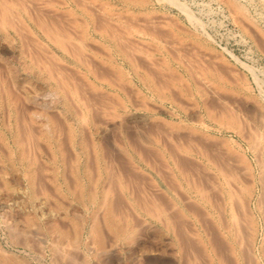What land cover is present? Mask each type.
Wrapping results in <instances>:
<instances>
[{
    "label": "rangeland",
    "instance_id": "1",
    "mask_svg": "<svg viewBox=\"0 0 264 264\" xmlns=\"http://www.w3.org/2000/svg\"><path fill=\"white\" fill-rule=\"evenodd\" d=\"M224 1L0 0V264H68L57 230L75 264H264V0Z\"/></svg>",
    "mask_w": 264,
    "mask_h": 264
},
{
    "label": "bare ground",
    "instance_id": "2",
    "mask_svg": "<svg viewBox=\"0 0 264 264\" xmlns=\"http://www.w3.org/2000/svg\"><path fill=\"white\" fill-rule=\"evenodd\" d=\"M5 1V0H4ZM176 1V0H175ZM225 1H228V3H226V4H228L231 8H233L235 11H237V12H239L240 10H239V4L237 5L236 3H234L233 1H231V0H225ZM225 1H224V3H225ZM248 1V0H247ZM3 2V1H2ZM1 2V3H2ZM48 2V1H47ZM57 2V1H56ZM239 2V1H238ZM250 2V1H249ZM30 3H32V2H30ZM41 3V2H40ZM176 3V2H175ZM248 3V2H247ZM255 3V2H254ZM262 3V2H261ZM19 4H20V2H19ZM176 4H174V6H175ZM178 5V4H177ZM1 6H3V4H1ZM86 6V5H85ZM242 6V5H241ZM228 7V6H227ZM229 7V8H230ZM243 7V6H242ZM264 7V6H263ZM5 8V7H4ZM28 8V7H27ZM26 8V9H27ZM228 8V9H229ZM37 9V8H36ZM1 10V9H0ZM28 10V9H27ZM90 10V9H89ZM224 10V9H223ZM46 11V10H45ZM48 11V10H47ZM229 11V10H228ZM232 12V11H231ZM258 12V11H257ZM15 13V12H14ZM48 13V12H47ZM54 13V12H53ZM96 13V12H95ZM245 13V12H244ZM5 14V13H4ZM59 14H61L60 12H59ZM65 14V13H64ZM92 14V13H91ZM53 15V14H52ZM253 15V14H252ZM2 16H3V14H2ZM54 16V15H53ZM56 16V15H55ZM55 16H54V18H55ZM233 16V15H232ZM249 16V15H248ZM261 16V15H260ZM264 16V15H263ZM5 17V16H4ZM52 17V16H51ZM35 18H36V16H35ZM45 18H46V16H45ZM238 18V17H237ZM9 19V18H8ZM161 19V18H160ZM19 20V19H18ZM35 20V19H34ZM51 20V19H50ZM54 20V19H53ZM61 20V19H60ZM59 20V21H60ZM65 20V19H64ZM188 20H189V18H188ZM240 20V19H239ZM256 20V19H255ZM62 21V20H61ZM241 21V20H240ZM10 22V21H9ZM53 22V21H52ZM51 22V23H52ZM74 22V21H73ZM108 22V21H107ZM243 22V21H242ZM11 23H12V21H11ZM143 23V22H142ZM159 23H161V22H159ZM247 23V22H246ZM46 24V23H45ZM55 24V23H54ZM52 24L53 25V27L56 25V27L58 26V24ZM67 24V23H66ZM113 24V23H112ZM260 24V23H259ZM18 25V24H17ZM41 25V24H40ZM63 25V24H62ZM72 25V24H71ZM135 25V24H134ZM243 25V24H242ZM241 25V26H242ZM245 25H247V24H244V26ZM104 26V25H103ZM98 27V26H97ZM106 27V26H105ZM107 27H109L108 25H107ZM111 27H113L112 25H111ZM255 27V26H254ZM50 28H51V26H50ZM103 28V27H102ZM110 28V27H109ZM39 29V28H38ZM45 29V28H44ZM54 32H55V30L53 29V28H51ZM56 29H58V28H56ZM65 29V28H64ZM104 29V28H103ZM126 29V28H125ZM256 29V28H255ZM254 29V30H255ZM264 29V28H263ZM46 30H48V29H46ZM109 30V29H108ZM120 30V29H119ZM159 30V29H158ZM163 31V30H162ZM260 31V30H259ZM44 32V31H43ZM47 32V31H46ZM50 32V31H49ZM75 33H77V32H75ZM118 33V32H117ZM142 33V32H141ZM21 34V33H20ZM46 34V33H45ZM50 34V33H49ZM57 34V33H56ZM58 34H59V32H58ZM67 34V33H66ZM72 34H74V33H72ZM110 34V33H109ZM113 34V33H112ZM137 34V33H136ZM151 34H155V33H151ZM111 35V34H110ZM48 36V40L49 41H51V43H53L54 44V46L57 48V49H61V50H63V48H62V45L63 44H61L62 42L60 41V40H58L57 38H56V36H51V35H47ZM76 36V35H75ZM167 36V35H166ZM171 36V35H170ZM61 37V36H60ZM111 37V36H110ZM124 37V36H123ZM121 38V37H120ZM35 39V38H34ZM102 39V38H101ZM114 39H116L115 37H114ZM125 39V38H124ZM195 40V39H194ZM164 41V40H163ZM140 42V41H139ZM170 43V42H169ZM137 44V43H136ZM143 44V43H142ZM43 45V44H42ZM159 45V44H158ZM169 45V44H168ZM126 46H129V45H126ZM138 46V45H137ZM2 48V47H1ZM71 48V47H70ZM77 48H78V46H77ZM129 48V47H128ZM150 48V47H149ZM167 48V47H166ZM25 49V48H24ZM129 49H131V48H129ZM31 50V49H30ZM175 50V49H174ZM67 51V50H66ZM71 51V50H70ZM134 51V50H133ZM192 51V50H191ZM190 51V52H191ZM23 52V51H22ZM198 52V51H197ZM72 53V52H71ZM163 53V52H162ZM114 56V55H113ZM122 56V55H121ZM39 57V56H38ZM7 58V57H6ZM81 58V57H80ZM9 60H10V58H9ZM92 60V59H91ZM119 60V59H118ZM65 61H66V59H65ZM11 63V62H10ZM8 64V63H7ZM211 64V63H210ZM49 65V64H48ZM92 65V64H91ZM127 65V64H126ZM208 65V64H207ZM45 66V65H44ZM43 66V67H44ZM54 66V65H53ZM210 66V65H209ZM4 68V67H3ZM197 68V67H196ZM50 69V68H49ZM59 70V69H58ZM191 70V69H190ZM189 70V71H190ZM107 71V70H106ZM30 72V71H29ZM58 73V72H57ZM61 75H62V73H60ZM219 74V73H218ZM43 75V74H42ZM99 75V74H98ZM21 76V75H20ZM8 77V76H7ZM54 77V76H53ZM73 77V76H72ZM98 77V76H97ZM178 77V76H177ZM192 77H194V76H192ZM66 78V77H65ZM196 78V77H195ZM58 78H56V80H57ZM63 79V78H62ZM82 79V78H81ZM210 79V78H209ZM65 80H68V79H65ZM30 81V80H29ZM69 81V80H68ZM198 81V80H197ZM12 82V81H11ZM48 82V81H47ZM57 82V81H56ZM159 82V81H158ZM67 83V82H66ZM72 83V82H71ZM118 83V82H117ZM156 83V82H155ZM47 84V83H46ZM50 84V83H49ZM59 84H60V82H59ZM79 84V83H78ZM39 85V84H38ZM42 85V84H41ZM61 85V84H60ZM67 85V84H66ZM68 85H69V83H68ZM204 85V84H203ZM31 86V85H30ZM70 86V85H69ZM80 86V85H79ZM78 86V87H79ZM26 87V86H25ZM62 87H65V86H62ZM80 88V87H79ZM82 88V87H81ZM38 89V88H37ZM61 89V88H60ZM68 89V88H67ZM72 89V88H71ZM126 89V88H125ZM63 90H65V89H63ZM78 90V89H77ZM74 91H76V90H74ZM109 91V90H108ZM128 91V90H127ZM60 92V91H59ZM126 92V91H125ZM77 93V92H76ZM21 94V93H20ZM19 94V95H20ZM39 94V93H38ZM57 94V93H56ZM67 94H69V93H67ZM165 94V93H164ZM11 95V94H10ZM59 95V94H58ZM168 95V94H167ZM22 96V95H21ZM53 96V95H52ZM65 96H66V94H65ZM61 97V96H60ZM89 97V96H88ZM96 97V96H95ZM85 98V97H84ZM62 99H64L63 97H62ZM89 99V98H88ZM15 100V99H14ZM58 100H59V98H58ZM87 100V99H86ZM4 101V100H3ZM45 101V100H44ZM63 101V100H62ZM64 101H66V100H64ZM77 101V100H76ZM89 101V100H88ZM15 102V101H14ZM61 102V101H60ZM83 102H85V101H83ZM103 102V101H102ZM64 103V102H63ZM106 103V102H105ZM114 103V102H113ZM65 104V103H64ZM73 104H74V102H73ZM85 105V104H84ZM89 105H90V103H89ZM102 105V104H101ZM105 105V104H104ZM104 105H102V106H104ZM109 105V104H108ZM114 105H115V103H114ZM86 106V105H85ZM88 106V105H87ZM86 106V107H87ZM100 107V106H99ZM50 108V107H49ZM89 108V107H88ZM90 109V108H89ZM28 110H30V109H28ZM32 110V109H31ZM63 110V109H62ZM66 110V109H65ZM76 110V109H75ZM28 113V112H27ZM73 113V112H72ZM77 113V112H76ZM105 113V112H104ZM225 113V112H224ZM78 114V113H77ZM14 115V114H13ZM12 115V116H13ZM81 115V114H80ZM88 115V114H87ZM101 115V114H100ZM104 115V114H103ZM108 116V115H107ZM98 117V116H97ZM109 117V116H108ZM103 118H104V116H103ZM26 119V118H25ZM106 119V118H105ZM40 120V119H39ZM43 120V119H42ZM51 120V119H50ZM75 120V119H74ZM73 120V121H74ZM111 120V119H110ZM109 119H107V121H110ZM36 121V120H35ZM113 121V120H112ZM40 122V121H39ZM46 122V121H45ZM86 122V121H85ZM102 122V121H101ZM104 122V121H103ZM105 122H106V120H105ZM17 123H18V120H17ZM24 123V122H23ZM23 123H21L22 125H23ZM58 123V122H57ZM78 124H79V122H77ZM83 123V122H82ZM81 123V124H82ZM77 124V125H78ZM95 124V123H94ZM112 124H114V123H112ZM21 125V127H23ZM45 125V124H44ZM55 125V124H54ZM98 125V124H97ZM119 125V124H118ZM133 125V124H132ZM27 126V125H26ZM107 127H108V123L106 122V123H103L98 129H100V130H106L107 129ZM43 128V127H42ZM75 128V127H74ZM44 129V128H43ZM56 129V128H55ZM86 129V128H85ZM31 130V129H30ZM37 130V129H36ZM45 130H47V129H45ZM63 130V129H62ZM112 130V129H111ZM119 131V130H118ZM19 132H20V130H19ZM18 132V133H19ZM75 132V131H74ZM98 132V131H97ZM107 132V131H106ZM105 132V133H106ZM25 133V132H24ZM56 133V132H55ZM60 133V132H59ZM86 133V132H85ZM103 133V132H102ZM116 133V132H115ZM12 134V133H11ZM26 134V133H25ZM122 134V133H121ZM57 135V134H56ZM56 135H55V138H56ZM84 135V134H83ZM125 135V134H124ZM237 135V134H236ZM245 135V134H244ZM26 136V135H25ZM58 136V135H57ZM100 136V135H99ZM123 136V135H122ZM28 137V136H27ZM35 137V136H34ZM38 137V136H37ZM62 137V136H61ZM74 137V136H73ZM77 137V136H76ZM80 137V136H79ZM29 138V137H28ZM65 138V137H64ZM75 139V138H74ZM20 140V139H19ZM63 140V139H62ZM77 140H79V139H77ZM28 141H29V139H28ZM63 142V141H62ZM75 142V141H74ZM87 142V141H86ZM20 143V142H19ZM73 144V143H72ZM109 144V143H108ZM111 144V143H110ZM247 144V143H246ZM76 145V144H75ZM24 146V145H23ZM26 146V145H25ZM74 146V145H73ZM175 146V145H174ZM257 146V145H256ZM46 147V146H45ZM114 147V146H113ZM194 147V146H193ZM12 148H13V146H12ZM34 148V147H33ZM118 148H119V146H118ZM135 148V147H134ZM96 149V148H95ZM190 149V148H189ZM89 150V149H88ZM98 150V149H97ZM14 151H15V149H14ZM34 151V150H33ZM111 151V150H110ZM24 152V151H23ZM66 152V151H65ZM69 152V151H68ZM5 153H6V151H5ZM31 153H32V151H31ZM130 153V152H129ZM199 153V152H198ZM14 154V153H13ZM43 154V153H42ZM180 154V153H179ZM28 155V154H27ZM26 155V156H27ZM14 156H16V155H14ZM13 156V157H14ZM28 157V156H27ZM81 157V156H80ZM142 157V156H141ZM15 158V157H14ZM66 158V157H65ZM143 158V157H142ZM30 159H31V157H30ZM32 159H34V158H32ZM39 159V158H38ZM50 159V158H49ZM173 159V158H172ZM14 160V159H13ZM37 160V159H36ZM33 161V160H32ZM31 161V162H32ZM4 162V161H3ZM34 162V161H33ZM38 162H39V160H38ZM41 163V162H40ZM68 163V162H67ZM109 163V162H108ZM145 163H146V161H145ZM14 164V163H13ZM22 164H25V162L24 163H22ZM15 165V164H14ZM90 165V164H89ZM21 166V165H20ZM24 166V165H23ZM37 166H39V165H37ZM43 165L41 164V167H42ZM15 167L17 168V166L15 165ZM70 167V166H69ZM80 167V166H79ZM92 167V166H91ZM260 167V166H259ZM6 168V167H5ZM4 168V169H5ZM21 168V167H20ZM24 168V167H23ZM111 168V167H110ZM43 169V168H42ZM102 169V168H101ZM218 169V168H217ZM111 170V169H110ZM169 170V169H168ZM216 170V169H215ZM29 171V170H28ZM8 172L10 173L11 171H9L8 170ZM40 172H42V171H40ZM78 172H80V171H78ZM109 172V171H108ZM225 172V171H224ZM43 173V172H42ZM111 173V172H110ZM129 173V172H128ZM183 173V172H182ZM190 173V172H189ZM66 174V173H65ZM79 174V173H78ZM94 174V173H93ZM121 174H123L122 172H121ZM167 174V173H166ZM186 174V173H185ZM36 175V174H35ZM96 175V174H95ZM120 175V174H119ZM25 176V175H24ZM45 176V175H44ZM264 176V175H263ZM66 177V176H65ZM91 177V176H90ZM118 177V176H117ZM48 178V177H47ZM80 178H81V176H80ZM83 179V178H82ZM23 180V179H22ZM25 180V179H24ZM143 180V179H142ZM190 180V179H189ZM12 181V180H11ZM10 181V182H11ZM27 181H28V183H29V190H30V193H31V198H33V200H34V194H33V191H32V189H33V178H32V176H30V175H28L27 174ZM40 181V180H39ZM83 181V180H82ZM108 181V180H107ZM217 181V180H216ZM21 182V181H20ZM23 182V181H22ZM59 182V181H58ZM84 182V181H83ZM111 182V181H110ZM7 183H8V181H7ZM127 183V182H126ZM250 183V182H249ZM19 184V183H18ZM26 184V183H25ZM197 184V183H196ZM237 184V183H236ZM37 185V184H36ZM62 185V184H61ZM85 185H86V183H85ZM85 185H84V188H85ZM128 185V184H127ZM199 185V184H198ZM22 186V185H21ZM72 186V185H71ZM25 186H23V188H24ZM44 187V186H43ZM105 187H107V186H105ZM36 188V187H35ZM99 188V187H98ZM171 188V187H170ZM200 188H201V186H200ZM27 189V188H26ZM38 190H39V188H37ZM107 189V188H106ZM28 190V191H29ZM71 190V189H70ZM115 190V189H114ZM117 190V189H116ZM36 191V190H35ZM46 191V190H45ZM85 191V190H84ZM153 191V190H152ZM156 191H158V190H156ZM25 192V191H24ZM55 192V191H54ZM64 192V191H63ZM97 192V191H96ZM116 193V192H115ZM205 193V192H204ZM27 194V193H26ZM41 194H43V193H41ZM64 194H65V192H64ZM98 194V193H97ZM107 194H109L108 192H106V193H104V199H103V201H101V203L102 204H100V203H98V201L96 200V197H95V195L94 196H91L90 197V202H92L95 206H100L102 209H104V211L106 212V214H107V219L108 220H112V218L111 217H113V215L115 214H113V209H112V207L111 206H109L108 207V204H107ZM114 194V193H113ZM28 195H29V193H28ZM36 195H38V194H36ZM42 196V195H41ZM68 196V195H67ZM80 196H81V194H80ZM97 196V195H96ZM30 197V196H29ZM56 198H58L57 196H55ZM84 197V196H83ZM69 198V197H68ZM99 198V197H98ZM97 198V199H98ZM43 199V198H42ZM235 199V198H234ZM28 200V199H27ZM44 200V199H43ZM42 200V201H43ZM58 200V199H57ZM84 200V199H83ZM82 200V201H83ZM47 201V200H46ZM143 201V200H142ZM85 202V201H84ZM119 202V201H118ZM160 202H162V201H160ZM47 203V202H46ZM62 203H64V202H62ZM138 203V202H137ZM161 204V203H160ZM36 205V204H35ZM45 205V204H44ZM43 205V206H44ZM54 205V204H53ZM65 205V204H64ZM89 205V204H88ZM149 205V204H148ZM39 206V205H38ZM48 206H50V205H48ZM68 206V205H67ZM142 206V205H141ZM31 207H32V205H31ZM53 207H55V206H53ZM89 207V206H88ZM145 207V206H144ZM162 207V206H161ZM48 208V207H47ZM66 208V207H65ZM34 209V208H33ZM39 209H40V207H39ZM50 209V208H49ZM87 209H89V208H87ZM141 209H142V207H141ZM60 211V210H59ZM146 211V210H145ZM165 211V210H164ZM178 211V210H177ZM33 212V211H32ZM38 212H40V210L38 211ZM102 212V211H101ZM34 213V212H33ZM36 214V213H35ZM38 214V213H37ZM42 214V213H41ZM61 214V213H60ZM150 214H152V213H150ZM248 214V213H247ZM119 215V214H118ZM38 216V215H37ZM42 216V215H41ZM78 216V215H77ZM101 216V215H100ZM151 216V215H150ZM119 217H121V216H119ZM117 218V217H116ZM123 218V217H122ZM183 218V217H182ZM205 219V218H204ZM42 220H43V218H42ZM45 221V220H44ZM117 221V220H116ZM129 221V220H128ZM68 223V222H67ZM66 223V224H67ZM115 223V222H114ZM249 223V222H248ZM58 225V224H57ZM114 225V224H113ZM134 225H136V224H134ZM139 225V224H138ZM214 225V224H213ZM218 225V224H217ZM110 226V225H109ZM141 226V225H140ZM32 227V226H31ZM62 228H66V227H64L63 225L61 226ZM92 228H93V233H95L96 234V236L98 237V227L97 226H95L94 225V227L92 226ZM140 228V227H139ZM34 229V228H33ZM78 229V228H77ZM80 229V228H79ZM142 229V228H141ZM71 230V229H70ZM140 230V229H139ZM25 231V230H24ZM78 231H80V230H78ZM77 231V232H78ZM144 231H146V230H144ZM37 232H40V230L39 231H36V233ZM124 232V234L123 235H125V230L123 231ZM122 232V233H123ZM153 232V231H152ZM147 233V232H146ZM19 234V233H18ZM21 234V233H20ZM40 234V233H39ZM53 234V233H52ZM82 234V233H81ZM35 236H38V234L37 235H35ZM253 236V235H252ZM23 237V236H22ZM32 237V236H31ZM30 237V238H31ZM39 237V236H38ZM51 237V236H50ZM81 237H82V235H81ZM100 237V236H99ZM110 237V236H109ZM181 237V236H180ZM17 238V237H16ZM54 238H56L53 242H52V244H53V246H52V248H53V251L56 253V252H58V254H61L62 255V259L65 261V262H67L68 264H75L76 263V261H75V259H74V255H72L71 254V252H69V250H68V247L70 248H75L76 246H75V243H77V241H78V238H77V235L76 236H72V233L70 234V232H68V231H62V230H57L56 232H55V237ZM108 238V237H107ZM124 238V237H123ZM23 239V238H22ZM106 239V238H105ZM166 239V238H165ZM192 239V238H191ZM244 239V238H243ZM24 240V239H23ZM23 240H22V244H23ZM30 240V239H29ZM32 240V239H31ZM31 240L30 241H28V242H31ZM39 241V240H38ZM135 241H137V240H135ZM210 241V240H209ZM245 241V240H244ZM248 241H250V240H248ZM19 242V241H18ZM16 243V242H15ZM28 244H30V243H28ZM28 244H27V246H28ZM112 244H113V242H112ZM246 244V243H245ZM25 245V244H24ZM31 246V245H30ZM33 246V245H32ZM38 247V246H37ZM67 247V250H65V249H63V248H66ZM51 248V247H50ZM180 248V247H179ZM252 248V247H251ZM27 249V248H26ZM140 249V248H139ZM60 250H62L63 251V253H59L60 252ZM72 250V249H71ZM231 250V249H230ZM73 251V250H72ZM76 250H74V252H75ZM228 251V250H227ZM77 252V251H76ZM112 252H114V251H112ZM128 252H129V250H128ZM213 252V251H212ZM73 253V252H72ZM109 253L111 254V252L109 251ZM57 254V255H58ZM100 254V253H99ZM77 255V254H76ZM107 255H109V254H107ZM264 255V254H263ZM58 256H60V255H58ZM82 256V255H81ZM109 257V256H108ZM194 257V256H193ZM217 257V256H216ZM166 258V257H165ZM217 258H219V257H217ZM234 258V257H233ZM56 260V259H55ZM96 260V259H95ZM58 261V260H57ZM10 262V261H9ZM54 263V262H53ZM79 263V262H78ZM145 263V262H144ZM2 264V263H1ZM95 264V263H94ZM126 264V263H125ZM136 264V263H135ZM227 264V263H226Z\"/></svg>",
    "mask_w": 264,
    "mask_h": 264
}]
</instances>
